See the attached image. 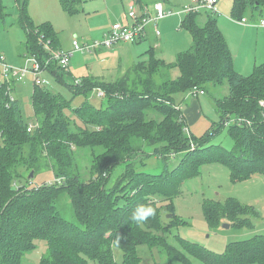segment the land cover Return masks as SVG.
I'll return each instance as SVG.
<instances>
[{"label": "trees", "instance_id": "1", "mask_svg": "<svg viewBox=\"0 0 264 264\" xmlns=\"http://www.w3.org/2000/svg\"><path fill=\"white\" fill-rule=\"evenodd\" d=\"M59 1L67 13L81 10L82 0ZM28 2L17 0L18 22L27 35V53L45 62L50 56L45 43L50 41L54 49H59L61 40L52 22L36 24L28 15ZM263 12L264 0H233L234 19ZM8 14L0 0V19L5 20ZM198 14L187 12L182 20L181 26L192 34L193 45L178 54L174 65L157 57L154 47L145 53L147 59L113 81L93 75L75 76L69 68L51 63L43 73L50 72L72 96L52 91L45 82H34L32 106L40 119L32 130L20 101L10 93L13 81L18 80L3 75L2 63L6 60L0 49V264H27L23 255L36 247L37 239H46L49 246V253L38 264H89V259L112 264L115 246L123 250L125 264H138L141 244L160 247L171 262L182 264H195L190 256L204 264H264L263 233L230 242L223 252L185 238L178 239L179 248L164 236L176 221L168 225L163 221L162 205L154 196L171 199L202 163H225L234 181L264 174V109L260 105L264 100V62L250 75L237 72L217 18L210 15L201 25ZM173 66L180 69L177 78L155 81L157 73ZM209 83L229 85V93L216 102L220 122L201 137L187 135L175 94L194 87L205 90ZM97 89L104 91L100 106L90 101ZM79 95L85 100L72 108L73 99ZM150 110L154 115H149ZM225 127L235 140L232 150L209 143ZM134 137L155 146L153 153L186 152L172 170L159 174L138 171L132 161L126 160L137 150ZM79 147L92 149V174L87 180L81 178L76 163ZM96 147L103 150L96 152ZM42 158L51 162L55 180L33 188L19 185L26 178L23 170H40ZM123 162L124 173L110 186L114 167ZM64 192L71 198L77 223L67 220L58 208ZM139 206L154 208L155 215L137 224L131 217ZM167 212L172 210L167 208ZM204 212L210 226L227 221L234 226L253 227L255 210L233 199H208Z\"/></svg>", "mask_w": 264, "mask_h": 264}, {"label": "rangeland", "instance_id": "2", "mask_svg": "<svg viewBox=\"0 0 264 264\" xmlns=\"http://www.w3.org/2000/svg\"><path fill=\"white\" fill-rule=\"evenodd\" d=\"M3 1L9 13L5 17V20L0 19V49L5 57V63L18 67L31 65V56L27 53L25 45L27 35L18 22L20 8L17 0ZM96 1L83 0L81 4L83 11L70 14L62 8L59 0H29L27 13L35 20L36 24H40L43 21H53L52 24L56 28L62 47L69 49L70 47L73 48L72 43L74 39L79 40L81 43L101 40L105 29L115 22L114 12L108 10L107 7L101 8L99 11L92 10L91 5ZM117 1L111 0V3H116ZM187 1L162 0L164 10L174 13L159 20L162 21L165 19L159 23L162 35L158 36L155 31H152L144 43V46H146L144 47L146 48L144 51L154 47L157 57H161L166 62L174 65L177 61L178 54L192 47L193 37L191 32L181 26L185 16L183 14L184 10L182 11L183 13L173 9L170 10L171 7H178L181 10L184 9ZM120 2L122 1H119L118 4ZM146 2H151L149 5L152 11L146 12L150 15L156 14L154 8L155 0H144L143 3ZM232 5L233 0H219L218 12H212L206 7L202 8L197 16L198 23L204 25L210 15L217 18L218 25L223 31L234 56L235 70L244 75H250L256 65L264 62V25L261 24L262 20H264V12L254 15L250 13L246 14L245 19L248 24H239L232 17ZM124 9L126 7L122 5V10ZM152 24L155 25V23ZM150 25L147 28L150 29ZM86 37H89V40ZM90 38L93 40H90ZM157 43H160L159 46ZM118 44L120 49L113 58H102L98 56L99 60L95 66L99 72L98 76L102 79L108 81L116 80L128 73L135 63L148 57V54L144 55L142 51L133 52L134 55H130V44L139 45L141 42L121 41ZM108 49L101 46L91 50L86 49L84 52H97V55H101L102 52H106ZM133 50H139V47L136 46ZM80 58L81 55L76 54L75 62H78ZM2 69H4V63H2ZM179 75V67L173 66L167 69L164 68L154 78L157 83H162L164 80L177 78ZM42 76L47 81L44 84L52 91L61 92L67 98H71L72 93L70 89L66 85L58 82L50 72L45 71ZM33 85L34 76L29 73L26 75L24 81H13L10 93L20 101L25 120L35 127L40 117H37L34 113L32 106ZM228 93V83L219 85L209 83L205 89V93H201L199 96L194 95L193 90L177 92L175 94L176 103L183 111L193 107L192 101H195L199 106L198 111L201 112L200 117L194 123L186 125V134L201 137L214 123H219L220 113L216 102ZM84 100L85 97L83 95L77 96L72 101V108L79 106ZM90 101L97 106L101 105L103 97L99 94V89L94 90ZM67 112L71 113L70 110H67ZM148 113L149 115H154L152 110ZM155 116L158 117V115ZM132 142L134 149L137 148V150L135 153L130 154L126 160L132 161L138 171L159 174L166 169L172 170L180 163L186 152L181 151L170 154V152L159 150L158 154L153 153L155 146H152L146 141H141L137 137H134ZM209 143L220 144L229 150H232L235 146V140L230 135L228 127H225L220 133L214 135ZM191 148H194V143ZM95 150L96 152H100L103 148L96 147ZM92 159L91 148H77L76 163L83 180L91 178ZM125 165L126 163L123 162L114 167L109 181L110 186L115 185L119 181V178L126 169ZM23 173L26 178L23 181H19V185L24 183L30 188L55 180L52 164L46 158H42L40 170L35 171L32 169L28 171L24 169ZM154 198L162 205L163 221L167 225L173 220L176 221L175 224L169 226L164 236L170 244L179 248H181V245L178 239L185 238L193 242H198L214 251L223 252L230 242L248 239L258 233L264 234V174L262 173H256L248 179L234 181L231 176V170L225 163L220 161L204 162L189 178L182 182L179 186V192L171 199H165L159 194L155 195ZM208 199L222 202L233 199L242 205L251 207V209L255 210L252 217L253 227L234 226L227 221L217 226H210L204 212V202ZM57 205L67 220L74 223L78 222L71 198L66 192L60 195ZM167 208L172 210V212L168 213ZM228 224H230L229 227L224 226ZM35 243L36 247L25 252L23 255V261L27 264H38L41 258L49 253V246L46 239H37ZM137 255L140 258L138 264H182L180 261L171 262L166 252L160 247H150L147 244L138 246ZM114 256L115 262L112 264H125L124 252L121 248L114 247ZM190 258L195 264H204L197 257L190 256ZM89 264L99 263L89 259Z\"/></svg>", "mask_w": 264, "mask_h": 264}, {"label": "built area", "instance_id": "3", "mask_svg": "<svg viewBox=\"0 0 264 264\" xmlns=\"http://www.w3.org/2000/svg\"><path fill=\"white\" fill-rule=\"evenodd\" d=\"M219 0H193V4L187 5L184 8V12L191 11H200L202 8H208L213 12H218L219 8L217 6ZM156 14L150 15L147 9L139 14L137 8L134 4L129 7L127 23L117 21L114 22L110 28L106 31L104 37L101 40H94L93 42L81 43L79 40H73L74 50H57L50 45V41L45 43V46L50 51L49 58L42 62L36 56H31L32 64L26 65L24 67L11 66L7 63H4L3 75L6 78H15L18 81H24L27 74L31 73L34 76V82L42 81L47 82L46 79L42 78L43 70L46 69L51 63H59L65 68H69L71 56L74 51H84L86 49L91 50L104 46L106 48L113 47L116 43L121 41L123 42H134L140 39L146 33V26L148 24L156 23L155 33L159 36L161 34L160 28L157 26L158 20L167 17L171 12H166L164 10L162 2H157L154 5ZM238 22H245L246 19H235ZM264 25V20L261 22ZM261 26V25H260ZM194 95L198 96L201 93L204 94L205 90L198 87L193 89ZM99 94L104 95V91L99 89ZM260 105L264 109V100H260ZM29 130H32V125L29 127Z\"/></svg>", "mask_w": 264, "mask_h": 264}, {"label": "crops", "instance_id": "4", "mask_svg": "<svg viewBox=\"0 0 264 264\" xmlns=\"http://www.w3.org/2000/svg\"><path fill=\"white\" fill-rule=\"evenodd\" d=\"M119 1H122V2H120L118 4ZM82 2H83V0H82ZM143 2H144V0H118L116 3H111V0H97L96 2H94L91 5V7L93 8L92 10H94V11H99V9L107 7L108 10H111L112 12H114L115 22L121 21V22L127 23L129 21L128 14H127L128 13L129 5L131 6L132 4H136L135 6H136L137 12L139 14L143 13L146 9L149 12H152L151 9H150V5H149V3H151V2H149V3H147V2L146 3H143ZM157 2H162V0H155V3H157ZM81 4H80V8H81L80 12L83 11V8L81 7ZM162 4H163V2H162ZM191 4H193V0H188L185 3L184 8H185V6L191 5ZM122 5L125 6L126 9L122 10ZM147 6H149V8H147ZM217 6H218V3H217ZM163 7H164V4H163ZM172 9L175 10V11H178L180 13H183L182 11L184 10V9H182V10L181 9H178V7H171L170 10H172ZM171 13H172V11H171ZM183 14H186V12H184ZM164 20L165 19H163L162 21H159L158 20L157 26L159 27V23L163 22ZM43 22H45V21H43ZM237 23H239V24H245V25L248 24L247 21H245V22H238L237 21ZM150 24H148V25H150L149 26L150 29L147 28L148 25L146 26V33H145V35L142 36L140 39L134 41V42H137V43L138 42H141V44H139V45L130 44V55L131 56L134 55L133 52L136 53L138 51H142L144 55H147L145 53L148 50L144 51L146 49V48H144V47H146V46H144L145 45L144 43L146 42V40L148 38V35L150 33H152V31H155V26H156V23H155V25L152 24V22ZM109 28L110 27H108L107 29H105L104 34H103V37H104L106 31ZM244 32H246V30H244ZM160 35H162V33ZM86 38H87V40H89L88 39L89 37H86ZM90 40H93V39L90 38ZM159 44L160 43H157L158 46H159ZM136 46L139 47V50L134 51L133 48H135ZM114 47L115 48L117 47V48L115 49ZM119 49H120V46H119L118 43H116L113 47L109 48L108 51L102 52L101 55H97V52H89V53H87V52H84V51H74L73 54H72L73 58L71 56L72 59L70 60L71 63L69 64V69H70V71H72V73L75 76H84V75L85 76H88V75H93V76L100 77V76H98L99 75V72H98V70H97V68L95 66L96 62L99 60V57H102V58H104V57H106V58H113L114 56H116V53L119 51ZM57 50H71L72 51V50H74V47L73 48L70 47L69 49H64L62 47V43H61L59 49H57ZM76 54H80L81 55V58H80V60L78 62H75V60H74ZM133 60H134V58H133ZM192 104H193V107L187 108V109H185V111H183V109L180 107L181 110H182V113H183V115L185 117L186 125H189V123L190 124L191 123H194L200 117V115H201V112L198 111L199 106L197 105V103L195 101H192Z\"/></svg>", "mask_w": 264, "mask_h": 264}, {"label": "clouds", "instance_id": "5", "mask_svg": "<svg viewBox=\"0 0 264 264\" xmlns=\"http://www.w3.org/2000/svg\"><path fill=\"white\" fill-rule=\"evenodd\" d=\"M154 215H155L154 208L150 206L148 207L139 206L134 210L131 219L135 221L137 224H140L146 221L150 216H154Z\"/></svg>", "mask_w": 264, "mask_h": 264}, {"label": "water", "instance_id": "6", "mask_svg": "<svg viewBox=\"0 0 264 264\" xmlns=\"http://www.w3.org/2000/svg\"><path fill=\"white\" fill-rule=\"evenodd\" d=\"M32 175H33V173H32ZM169 216H171V214H169ZM224 226H227V227H229V226H230V224H228V225H224Z\"/></svg>", "mask_w": 264, "mask_h": 264}]
</instances>
